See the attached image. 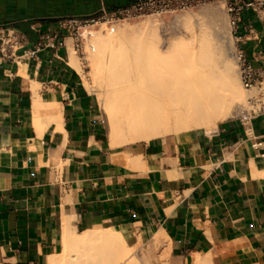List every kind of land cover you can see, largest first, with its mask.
Here are the masks:
<instances>
[{"label":"crops","instance_id":"crops-1","mask_svg":"<svg viewBox=\"0 0 264 264\" xmlns=\"http://www.w3.org/2000/svg\"><path fill=\"white\" fill-rule=\"evenodd\" d=\"M132 1L0 0V36H26L0 55V264H50L67 237L95 226L131 246L164 233L174 264L196 254L264 264V114L113 147L95 92L69 61L71 38L20 57L60 19ZM238 29L235 45L264 79V22L245 11ZM39 98L48 105L36 114Z\"/></svg>","mask_w":264,"mask_h":264},{"label":"bare ground","instance_id":"bare-ground-1","mask_svg":"<svg viewBox=\"0 0 264 264\" xmlns=\"http://www.w3.org/2000/svg\"><path fill=\"white\" fill-rule=\"evenodd\" d=\"M216 11V7L210 6L204 13L213 16ZM178 19L187 29L190 27L189 16L180 14ZM216 19L211 20L215 26ZM136 33L146 34L145 53L141 57L124 50ZM160 39L153 21H146L138 29L126 25L115 32L96 31L90 79L74 50L70 53L69 61L84 76L85 86L102 97L109 143L113 147L149 141L168 133L182 135L201 129L211 132L220 120L228 118L234 107L237 109L246 101L248 91L223 44L215 46L202 41L196 46L193 39L189 40L192 43L180 39L172 41L165 54L160 49ZM226 39L232 45L229 34ZM46 105L40 98L36 100V114ZM58 117L61 118L53 120L58 121ZM162 238L167 240L164 233H157L152 246H157ZM210 259L208 255L196 254L191 264H212ZM50 264L141 263L121 232L95 226L67 237L63 251Z\"/></svg>","mask_w":264,"mask_h":264},{"label":"built area","instance_id":"built-area-1","mask_svg":"<svg viewBox=\"0 0 264 264\" xmlns=\"http://www.w3.org/2000/svg\"><path fill=\"white\" fill-rule=\"evenodd\" d=\"M211 1L223 2L234 37L237 36L238 23L242 21L245 11H253L264 22V0H135L114 10L101 8L89 16L64 17L59 20L55 31L41 33L38 40L25 48L20 57L32 59L48 48L54 51L66 48V38L69 37L72 48L86 61L87 48L95 50L89 40L96 31L114 32L122 21H130L145 14L162 16L165 13L199 7ZM25 40V34L14 28H6L0 36V55L4 58L11 57L15 51L25 47ZM233 54L238 62L241 84L248 91L245 103L239 105L235 113L243 124H248L251 119L264 114V79L260 67L252 64L241 47L236 45ZM260 144L261 142L255 143L256 146Z\"/></svg>","mask_w":264,"mask_h":264},{"label":"rangeland","instance_id":"rangeland-1","mask_svg":"<svg viewBox=\"0 0 264 264\" xmlns=\"http://www.w3.org/2000/svg\"><path fill=\"white\" fill-rule=\"evenodd\" d=\"M216 7L217 11L214 13L213 16L206 15L204 13V10L207 7ZM183 14L184 16L187 15L190 17V27L184 26L182 22L179 21L178 15ZM216 17V18H214ZM216 19V22L218 23L217 26H215L213 23H211V20ZM146 21H153L154 24L158 26V32L161 37V42L159 43L161 51H163L165 54H167L170 50V46L172 41H180V39H185L186 42H188L190 39H193V43L198 46L201 44L202 41L207 42L212 44V45H219L223 44L224 45V51L229 54L230 58L233 61V67L237 70V73L239 75V66L236 58L234 57V50H235V40L234 36L232 35L231 31L232 28L229 24V17L228 14L226 13V10L224 8V4L221 1H211L208 2L202 6L195 7L192 9L188 10H183V11H176L173 13H165L162 16H157L154 14H145L142 15L138 18H135L130 21H122L120 22L116 30L119 29V27H124L126 25H131L132 27L138 29L142 25L145 24ZM208 25V26H207ZM220 26V27H219ZM186 27V28H185ZM219 27V28H218ZM217 28V29H216ZM114 31V32H115ZM228 31V33H227ZM102 33H107L108 31H101ZM229 34L230 37H232V45H228L226 35ZM200 38H199V37ZM93 37L92 36L89 40L90 43H93ZM134 38H131L126 44L124 50L127 52H131L136 54L137 56H142L145 53V40H146V34L144 33H136L133 36ZM203 37V38H202ZM196 39V41H195ZM200 39V40H199ZM203 39V40H202ZM206 39V40H204ZM184 41V40H182ZM212 43H211V42ZM189 41V43H192ZM214 46V48H215ZM88 54L86 55V61L84 58H79V61H81L82 66H83V71L84 74L87 75V78L90 79V76L88 75L90 70H91V65H90V55L92 53L96 52V49L92 51L89 47L87 48ZM78 56V54H77ZM83 76V75H82ZM240 77V76H239ZM84 78V76H83ZM91 90V89H89ZM95 92L97 98H98V103L101 108L102 112V118L105 126L106 133L108 134V126H107V121L105 117V113L103 110V102H102V97L101 95L97 92ZM246 95L247 92L245 91ZM236 109L234 107L233 112L228 116H236L235 113ZM214 130V129H213ZM212 130V131H213ZM199 131H206L205 129H201ZM211 131V132H212ZM175 133H168L165 135H171ZM187 134V133H186ZM162 135V136H165ZM141 142L136 141L133 143ZM131 144V143H130ZM156 234L153 235V237L146 242L145 244H141L140 242L136 245L132 246V249L135 251V256L139 259L141 264H174L171 258V252H170V247L167 244V240L165 238L160 241V243L157 244V246H152V241L154 240L153 238L155 237ZM151 242V243H150ZM152 250L149 253V250ZM149 254V255H148ZM148 256V260L146 259Z\"/></svg>","mask_w":264,"mask_h":264}]
</instances>
